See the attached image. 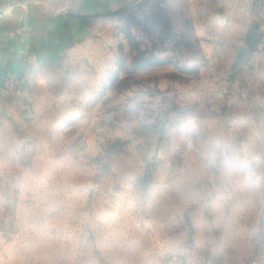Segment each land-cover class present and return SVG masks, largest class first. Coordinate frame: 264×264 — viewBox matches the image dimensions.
Instances as JSON below:
<instances>
[{
    "label": "rangeland",
    "instance_id": "obj_1",
    "mask_svg": "<svg viewBox=\"0 0 264 264\" xmlns=\"http://www.w3.org/2000/svg\"><path fill=\"white\" fill-rule=\"evenodd\" d=\"M1 16L59 39L0 73V264H264V184L170 130L191 118L264 172V0H0Z\"/></svg>",
    "mask_w": 264,
    "mask_h": 264
},
{
    "label": "clouds",
    "instance_id": "obj_2",
    "mask_svg": "<svg viewBox=\"0 0 264 264\" xmlns=\"http://www.w3.org/2000/svg\"><path fill=\"white\" fill-rule=\"evenodd\" d=\"M170 130L182 138L190 150L200 151L202 158L210 166H223L235 171L250 187L264 184V172L259 170L260 162L254 157L239 154L229 138L223 135L211 136L201 145L199 125L191 118H177Z\"/></svg>",
    "mask_w": 264,
    "mask_h": 264
},
{
    "label": "crops",
    "instance_id": "obj_3",
    "mask_svg": "<svg viewBox=\"0 0 264 264\" xmlns=\"http://www.w3.org/2000/svg\"><path fill=\"white\" fill-rule=\"evenodd\" d=\"M28 24V22H26ZM24 22L20 21V29L14 21L0 17V73L5 70H16L28 57L31 47L35 43L56 44L59 33L53 30H38L32 39L28 30L24 28ZM33 42V43H32Z\"/></svg>",
    "mask_w": 264,
    "mask_h": 264
}]
</instances>
